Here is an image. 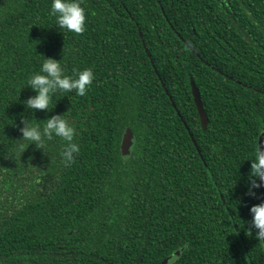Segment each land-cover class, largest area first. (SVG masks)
I'll return each instance as SVG.
<instances>
[{
  "label": "trees",
  "instance_id": "trees-1",
  "mask_svg": "<svg viewBox=\"0 0 264 264\" xmlns=\"http://www.w3.org/2000/svg\"><path fill=\"white\" fill-rule=\"evenodd\" d=\"M52 3L0 0V264H264L247 233L264 0H83L82 35L58 27ZM46 58L95 79L86 96L27 110ZM57 114L76 129L73 162L59 137L43 150L21 140L23 118Z\"/></svg>",
  "mask_w": 264,
  "mask_h": 264
},
{
  "label": "clouds",
  "instance_id": "clouds-1",
  "mask_svg": "<svg viewBox=\"0 0 264 264\" xmlns=\"http://www.w3.org/2000/svg\"><path fill=\"white\" fill-rule=\"evenodd\" d=\"M83 0H53L51 15L57 18V25L60 29L82 35L86 31L87 14L82 7ZM95 75L92 69L75 72L74 75H65V70L61 66V61L53 58H46L42 64L40 72L32 75L27 86L37 94L30 96L23 103L27 110L48 112L52 103V98L57 92H75L78 96H86L91 87ZM22 133L21 140L31 141L38 149H44L46 142L59 137L66 142L61 155L66 162H73L75 155L80 152V146L74 142L76 129L65 119L64 114L53 115L44 121L41 127L38 123L30 122L29 119L21 120ZM264 132L259 133L254 147L253 158L251 160L250 171L248 173L247 195L259 199L256 189L264 186V143L261 138ZM30 144V145H31ZM20 149H24L21 144ZM75 154V155H74ZM252 216L249 222L248 234L256 232L255 238L264 244V203L255 204L250 208Z\"/></svg>",
  "mask_w": 264,
  "mask_h": 264
},
{
  "label": "water",
  "instance_id": "water-1",
  "mask_svg": "<svg viewBox=\"0 0 264 264\" xmlns=\"http://www.w3.org/2000/svg\"><path fill=\"white\" fill-rule=\"evenodd\" d=\"M191 86H192V93L194 96V101H195V104H196V107H197V110L200 116V120H201L203 128L205 129L209 123V117H208V114L205 110V107L202 101L201 92H200L199 87L194 82V80L191 81ZM261 141L262 143H264V137L261 138ZM134 142H135L134 133L130 129H127V131L123 135L122 144H121L122 153L124 155H127L131 152V148L133 147ZM194 142L197 145L195 140ZM260 203H264V186L260 188ZM167 263H168V259H165L161 264H167Z\"/></svg>",
  "mask_w": 264,
  "mask_h": 264
},
{
  "label": "flooded vegetation",
  "instance_id": "flooded-vegetation-1",
  "mask_svg": "<svg viewBox=\"0 0 264 264\" xmlns=\"http://www.w3.org/2000/svg\"><path fill=\"white\" fill-rule=\"evenodd\" d=\"M168 261H169V258H168ZM168 264V263H167Z\"/></svg>",
  "mask_w": 264,
  "mask_h": 264
}]
</instances>
